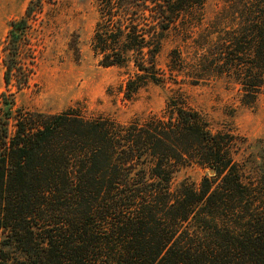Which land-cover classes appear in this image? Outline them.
Here are the masks:
<instances>
[{"label":"trees","instance_id":"trees-1","mask_svg":"<svg viewBox=\"0 0 264 264\" xmlns=\"http://www.w3.org/2000/svg\"><path fill=\"white\" fill-rule=\"evenodd\" d=\"M203 2L99 0V64L130 63L128 97L160 83L163 34L197 17ZM224 2L238 16L220 38L217 72L233 74L252 102L264 82V0ZM32 12L28 4L8 32L6 87ZM0 100V264H264V175L244 180L232 136L211 133L198 112L170 100L163 117L123 125L73 109L21 112L3 93ZM185 166L212 175L171 189Z\"/></svg>","mask_w":264,"mask_h":264},{"label":"rangeland","instance_id":"rangeland-1","mask_svg":"<svg viewBox=\"0 0 264 264\" xmlns=\"http://www.w3.org/2000/svg\"><path fill=\"white\" fill-rule=\"evenodd\" d=\"M98 2L0 0V94L13 100L14 109L43 114L73 109L84 119L126 125L163 117L174 100L198 112L211 133L232 136L231 156L244 180L264 175V82L255 99L244 102L235 76L217 72L222 69L220 38L236 30L233 8L224 0H204L197 17L177 21L163 34L155 61L163 81L147 82L128 97L124 88L130 63L103 67L93 50ZM28 4L33 12L23 25L15 75L6 87L8 32L23 19ZM8 129L12 132V125ZM205 174L212 172L182 167L174 173L171 189L183 180L197 185Z\"/></svg>","mask_w":264,"mask_h":264}]
</instances>
